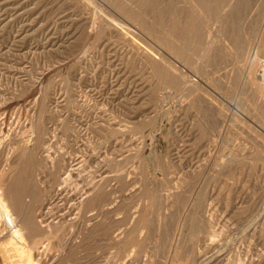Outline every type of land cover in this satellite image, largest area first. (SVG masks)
<instances>
[{"label": "rangeland", "instance_id": "1", "mask_svg": "<svg viewBox=\"0 0 264 264\" xmlns=\"http://www.w3.org/2000/svg\"><path fill=\"white\" fill-rule=\"evenodd\" d=\"M78 1L0 0V133L2 132L0 134V139L2 137L0 140V161L2 162H0V166L5 160V154L10 151V147L16 145L15 143L20 140L21 136L29 139L30 150L33 148L31 144L33 145L35 137L38 136L39 140L43 139L44 146L40 148L38 155H35V160H38L48 149H50L48 152L51 156H55L60 162L75 157L84 159L83 166L74 175L78 176L77 187L74 183L69 184L66 192L71 193L70 196L65 192L66 196L71 198L66 207L78 206V200H82L79 192L80 187L88 181L96 179V183L101 185L100 182L103 181L102 184H105L104 191H98L94 202L88 208L89 211L83 214L76 208L74 211H78V214L74 220H71L73 223L69 221L64 223L62 228L60 227L59 237H61L49 239L50 242L48 239L45 240L47 243L49 242L47 247H39L41 250L38 248V254H33L35 263L264 264V102L259 95L258 88L252 87L248 81L245 82L241 78L239 65L231 66L232 60L228 52L218 45L219 49L210 50L201 60V63L204 62L203 65L207 67H205L206 71L208 68L213 70L212 73L209 72V78L205 79L207 73L204 71L205 69H202L203 65L198 64L201 68L198 66L200 70L197 69L196 72L195 64L191 63L188 64L189 67L193 71L195 70V75L192 78L194 77L203 86L205 85L201 80L207 81L214 91L220 93L227 101L236 102L240 112L229 109L227 101H223L228 107L223 113H219L214 107L211 109L205 104V100L198 90L192 92L190 105L176 110L175 90L172 88L171 65H169L173 61V52L170 46L173 0H152L153 3L151 0H131V2L127 0L128 3L125 0H123L125 3L122 0ZM243 1L240 2L243 4ZM248 1V6L239 4L240 8L238 7L237 14L235 11L230 12V14L234 13L233 15L236 17L227 15L226 23H223V26L228 22L229 24L226 28L222 26L221 29L228 35L227 37L229 35L230 38L236 36L241 44V50H248L251 55L257 54L258 60H264V0ZM209 3L211 2H207L205 6H208ZM254 3H257L256 8ZM127 4L130 15L126 13L127 10L124 7ZM82 5L84 6L82 7ZM116 5L118 7L120 5L124 9L118 8ZM87 6L93 12L96 9V12L100 13L99 15L112 21L114 19L115 23H121L124 26V31L127 32L129 41L123 40L117 31L103 27V29H99L102 33L95 31L89 34L88 30L91 27L89 23L91 24L98 14L94 12V15ZM249 9H253L251 14L248 13ZM121 10H126L127 15ZM132 13L136 14L135 19ZM138 18L140 21L136 20ZM235 18H238V21ZM241 18L242 21L239 23ZM137 21L140 23L143 21L145 24L139 23L140 25H138ZM143 26L144 28H141ZM231 27L235 32L233 36H231ZM70 34L72 37H69ZM87 37L89 38L87 39ZM131 43L148 48L153 47V51L158 56L157 59H154L156 62L150 58H141L135 54L134 50L129 52L131 50L127 46L131 48ZM208 63L211 64L210 67L207 65ZM256 66H258L257 63ZM181 68L186 70L184 67ZM231 68L233 69L231 74L229 72L225 75L224 72ZM124 80L126 84H124ZM161 81L162 83H160ZM214 91L211 92L218 97ZM52 92L53 94H51ZM198 92L200 95H195ZM237 97L239 98L236 99ZM202 100L204 106L200 105ZM134 103L140 104L137 107V104L135 106ZM28 117L30 118L28 119ZM35 121L36 123H34ZM108 126L112 128L110 129ZM4 131L6 135L9 133L7 135L9 137L5 136ZM4 136L6 138H3ZM45 147L47 150L44 149ZM92 149L94 153H91ZM142 149H145L144 152ZM17 151L14 153L15 156L12 154L11 158L13 157L12 159L15 161L22 160V155H24L21 152L22 149ZM111 156L112 158H110ZM119 158H122V162ZM106 159H108L107 163H104ZM103 163L105 166H102ZM98 164L101 165L98 166ZM119 164L122 167H119ZM46 165L47 168H50L48 162ZM182 165L183 169L180 167ZM37 170L36 162L27 169V172L30 177L33 176L31 178L34 180L40 177L44 181L40 183L41 187L49 184L52 176L48 174V171L37 174ZM111 171L117 174L116 177L111 174ZM14 172L16 171L14 170ZM10 174L8 172L6 176ZM101 176L107 177L100 180ZM119 183L122 185L120 186ZM104 192L105 195H103ZM150 193L155 196L153 197L152 194V197L148 196ZM102 196L104 197L102 198ZM134 196L139 198V201ZM130 198L135 199L131 200ZM59 201L63 200H58L56 203L60 204ZM86 201L87 199H85ZM117 209L118 211H116ZM110 217L112 220L109 219ZM81 218L83 219L81 220ZM110 223H113L112 226ZM114 224L119 226V230L116 225L113 226ZM80 228L81 231H79ZM116 229L119 233L118 237L113 236V233L117 232ZM120 229L125 233H120ZM74 234L76 236H73ZM26 240L30 244L32 239ZM34 250L33 248V253ZM14 258L17 259L18 256ZM0 264H5L1 256Z\"/></svg>", "mask_w": 264, "mask_h": 264}, {"label": "bare ground", "instance_id": "2", "mask_svg": "<svg viewBox=\"0 0 264 264\" xmlns=\"http://www.w3.org/2000/svg\"><path fill=\"white\" fill-rule=\"evenodd\" d=\"M58 1V0H57ZM88 1V0H87ZM108 1V0H107ZM116 1V0H115ZM127 1V0H125ZM129 1V0H128ZM127 1V3H128ZM143 1V0H142ZM149 1V0H148ZM158 1V0H157ZM156 1V2H157ZM242 0H173V6H172V13H173V23H172V31H171V50L173 52L172 55V62L169 64L171 65V82L173 85V89L174 91V98H175V105H176V110H179L180 108L187 107L188 105H190L189 101L192 100L190 99V96L192 94V92L194 90H198L201 94V97L204 98L205 100V104H207L211 109H213V107L219 112V113H223L224 111H226V109L228 108L223 101H227L224 97H222V95L218 92H215L213 87L205 80H201V82L205 85H201L199 84V82L194 79V77L192 78L193 75H195L193 69H191V67H189L188 64H195L196 66V72L197 69L200 70V65H203L201 63L202 58L205 56L206 53H208L210 50L213 49H219L217 48L218 45L220 47H222L225 51L228 52V55L230 56V59L232 60L231 62V66H235V65H239V68L241 70L240 74H241V78H243V80L248 81L250 83V85L253 87L258 88L259 90V95L261 97V99L264 102V60L263 59H259L257 57V54L251 55L249 54L248 50H241V44L240 42L237 40L236 36L234 35V29L231 27L232 30V34L231 36H233L232 38L227 37L228 35H226L223 31L222 26L223 23L225 24V19L226 17H228L227 15L230 14L231 11H235L237 14V11H239L240 5L246 4V6H248L249 2L248 0H244L243 4L241 3ZM263 1V0H262ZM20 2V1H19ZM56 2V1H55ZM60 2V1H59ZM76 3V1H74ZM77 2H79L77 0ZM123 2V0H122ZM131 2V0H130ZM146 2V1H145ZM160 2V1H159ZM163 2V1H162ZM172 2V1H171ZM182 2V3H181ZM207 2H211L209 3L208 6H205V4ZM73 3V2H72ZM81 3V2H80ZM125 3V2H123ZM134 3V1H133ZM136 3V1H135ZM148 3V2H146ZM150 3V2H149ZM151 3L152 0H151ZM166 3V2H165ZM181 3V4H180ZM17 4V3H16ZM87 4V3H86ZM85 4V5H86ZM131 4V3H130ZM129 4V5H130ZM137 4V3H136ZM135 4V5H136ZM140 4V3H139ZM156 4V3H155ZM240 4V5H239ZM252 4V3H251ZM256 4V5H255ZM88 5V4H87ZM93 5V4H92ZM124 5V4H123ZM134 5V4H133ZM132 5V6H133ZM253 5H255V8L257 6V3H254ZM37 6V5H36ZM46 6V5H45ZM64 6V5H63ZM84 5H82L83 7ZM97 6V4H96ZM95 6V7H96ZM142 6V5H140ZM154 6V5H153ZM163 6V5H161ZM88 7V6H87ZM114 7V6H113ZM116 7H118V5H116ZM126 7V13L130 12L127 9L128 8V4ZM124 7H119L118 8H122L124 9ZM130 7V6H129ZM139 7V6H137ZM136 7V8H137ZM155 7V6H154ZM158 7V6H157ZM239 7V8H238ZM242 7V6H241ZM244 7V6H243ZM253 7V6H252ZM78 8V6H77ZM86 8V6H85ZM140 8V7H139ZM138 8V9H139ZM142 8V7H141ZM184 8V9H183ZM258 8H260V6L258 5ZM257 8V9H258ZM82 9V8H80ZM134 9V8H133ZM15 10V9H14ZM41 10V9H40ZM55 10V9H54ZM59 10V8H58ZM87 10V9H86ZM88 10H92L89 9ZM87 10V11H88ZM96 12V9H94ZM120 10V9H119ZM131 10V9H130ZM135 10V9H134ZM141 10V9H140ZM191 10V11H190ZM68 11V10H67ZM79 11V10H78ZM83 11V9H82ZM81 11V12H82ZM101 11V10H100ZM124 11V10H121ZM124 11V14H126ZM142 11V10H141ZM196 12V13H192V12ZM242 11V9H241ZM253 11V9H249L248 13L251 14ZM263 11V10H262ZM57 12V11H56ZM84 12V11H83ZM93 12V10H92ZM93 12V14H94ZM139 12V11H138ZM191 12V13H190ZM89 13V12H88ZM97 13V12H96ZM104 13V12H102ZM135 13V11H134ZM142 13V12H141ZM140 13V14H141ZM168 13V12H167ZM61 14V13H60ZM86 14V13H85ZM98 15L95 16V18L93 19V21L91 22V24L89 23V25L91 27L89 31V34L94 33L95 31H100V28H104V29H108V30H114L117 31V33L121 34L123 40L125 41H129V37H127V32L124 31V26L117 22H113L111 19H108L102 15H99L100 13H97ZM105 14V13H104ZM123 14V13H122ZM133 14V13H132ZM139 14V13H138ZM139 14V15H140ZM194 14V15H193ZM234 14V13H233ZM233 14H230L231 16ZM258 14V13H257ZM36 15V14H35ZM95 15V14H94ZM107 15V13H106ZM127 15V14H126ZM128 15V16H129ZM242 15V14H241ZM246 15V13H245ZM110 16V15H109ZM132 16V15H131ZM134 19L136 14L134 15ZM138 16V15H137ZM234 16V15H233ZM91 17V16H90ZM230 17V16H229ZM236 17V16H234ZM233 17V18H234ZM250 17V16H249ZM253 17V16H252ZM86 18H87V14H86ZM89 18V16H88ZM93 18V17H92ZM111 18V17H110ZM131 18V17H130ZM44 19V18H43ZM97 19V21H96ZM121 19V17H120ZM152 19V18H151ZM231 19V17H230ZM238 18H235V20ZM246 19V18H245ZM61 20V19H60ZM72 20V19H71ZM70 20V22H71ZM91 19L89 18V21ZM124 20V19H123ZM138 21V19H136ZM135 20V21H136ZM172 20V17H171ZM227 20V19H226ZM126 21V20H125ZM138 25L140 24H145L143 21L142 23L138 22ZM229 21V19H228ZM234 21V20H233ZM232 21V22H233ZM242 21H239V23ZM231 22V21H230ZM235 22V21H234ZM125 23V22H124ZM140 23V24H139ZM236 23V22H235ZM250 23V22H249ZM229 24V22L227 23ZM227 24L223 27L226 28ZM238 24V22H237ZM253 24V23H252ZM76 25V24H75ZM235 25V24H234ZM247 25V24H244ZM78 26V25H77ZM136 26V24H135ZM142 26V25H141ZM151 26V25H149ZM146 26V27H149ZM238 26V25H237ZM240 26V25H239ZM249 26V25H248ZM138 27V26H137ZM153 27V26H151ZM228 27H230L228 25ZM74 28V27H73ZM102 28V29H103ZM141 28H144L141 27ZM224 28V29H225ZM126 29V28H125ZM130 29V28H129ZM128 29V31H129ZM250 29V28H249ZM42 30V29H41ZM81 30V28H80ZM230 30V28H229ZM251 30V29H250ZM261 30V28H260ZM46 31V30H45ZM105 31V30H104ZM148 31V30H147ZM63 32V31H62ZM101 32V31H100ZM237 32V31H236ZM102 33V32H101ZM107 33V32H106ZM112 33V32H111ZM110 33V34H111ZM164 33V32H163ZM162 33V34H163ZM76 34V33H75ZM114 34V33H112ZM111 34V35H112ZM150 34V33H149ZM155 34V33H154ZM252 34V33H251ZM105 35V34H103ZM116 35V34H115ZM247 35V34H246ZM245 35V36H246ZM102 36V35H101ZM110 36V35H109ZM108 36V37H109ZM248 36V35H247ZM69 37H72V35L70 34ZM85 37V36H84ZM91 38V36H89ZM87 37V39L89 38ZM100 37V36H99ZM106 37V36H104ZM119 37V36H118ZM166 36H164L165 38ZM254 37V36H253ZM24 38V37H23ZM86 38V37H85ZM101 38V37H100ZM103 38V37H102ZM121 39V37H119ZM168 38V37H167ZM48 39V38H47ZM80 39V38H79ZM105 39V38H104ZM116 39V38H115ZM166 39V38H165ZM258 39V38H257ZM83 40V39H82ZM90 40V39H89ZM88 40V41H89ZM106 40V39H105ZM117 40V39H116ZM87 41V40H86ZM87 41V42H88ZM257 41V40H256ZM72 42V41H71ZM91 42V41H90ZM110 42V41H109ZM106 43V42H105ZM128 44V42H125ZM130 43V42H129ZM21 44V43H20ZM75 44V43H74ZM77 44V43H76ZM79 44V42H78ZM83 44L84 41H83ZM258 44V43H257ZM111 45V44H110ZM164 45V44H163ZM81 46V45H80ZM83 46V45H82ZM131 48H129L127 46L128 49H130L132 52V50L135 51V54L141 56V58H145V59H157L158 56L156 55V52L153 51V47L152 48H148V47H144L140 44H136V43H131ZM216 46V48H215ZM255 46V45H254ZM52 47V46H51ZM74 47V46H73ZM78 47V46H77ZM85 47V46H84ZM88 47V46H87ZM90 47V45H89ZM108 47V46H107ZM164 47V46H163ZM260 47V46H259ZM83 49V47H82ZM85 49V48H84ZM167 49V48H166ZM79 50V49H78ZM77 50V51H78ZM81 50V48H80ZM79 50V51H80ZM221 50V49H220ZM73 51V50H72ZM128 51V50H126ZM125 51V52H126ZM219 51V50H218ZM222 51V50H221ZM259 51V50H258ZM261 51V50H260ZM2 52V51H1ZM124 52V53H125ZM224 52V51H222ZM252 52V51H251ZM79 53V52H78ZM77 53V55H78ZM87 53V52H86ZM113 53V52H112ZM159 53V52H158ZM76 54V51H75ZM82 54V53H81ZM80 54V57H81ZM115 54V53H114ZM216 54V53H215ZM133 55V53H132ZM210 55V54H209ZM259 55V54H258ZM169 56V55H168ZM211 56V55H210ZM209 56V57H210ZM79 57V56H78ZM134 57V56H133ZM138 57V56H137ZM161 57V56H160ZM159 57V58H160ZM132 58V57H131ZM139 58V57H138ZM140 58V59H141ZM224 58V57H223ZM79 60V59H78ZM228 60V59H227ZM226 60V61H227ZM155 61V60H154ZM218 61V60H217ZM229 61V60H228ZM122 62V61H121ZM125 62V61H124ZM147 62V61H146ZM156 62V61H155ZM158 62V61H157ZM206 62V61H205ZM230 62V61H229ZM129 63V62H128ZM166 63V62H165ZM168 63V62H167ZM166 63V64H167ZM217 63V62H216ZM222 63V62H221ZM256 63L258 64V66H256ZM158 64V63H156ZM165 64V65H166ZM225 64V63H224ZM222 64V65H224ZM229 64V63H228ZM155 65V63H154ZM209 65V63L207 64ZM217 65V64H216ZM220 65V66H222ZM125 66V65H124ZM127 66V65H126ZM152 66V65H151ZM167 66V65H166ZM200 68H199V67ZM211 66V64L209 65V67ZM225 66V65H224ZM181 67H184L186 70H182ZM205 69L204 71H206V65H203ZM206 67V68H205ZM218 67V65H217ZM227 67V66H225ZM232 67V68H233ZM221 68V67H219ZM223 68V66H222ZM221 68V70H222ZM227 70L225 73L228 74L230 72H232L233 69ZM126 69V68H125ZM169 69V70H170ZM195 69V68H194ZM201 69V70H202ZM217 69V68H216ZM226 69V68H225ZM128 70V68H127ZM220 70V69H219ZM216 70V71H219ZM125 71V70H124ZM133 71V70H132ZM203 71V70H202ZM54 72V71H53ZM201 72V71H200ZM212 73L213 70H209V68L207 69L206 73L207 76L205 77V79L207 80L209 78L208 74ZM130 73V72H129ZM168 73V72H167ZM223 73V72H222ZM80 74V73H79ZM210 75V74H209ZM216 75V74H215ZM63 76V75H62ZM117 76V75H116ZM123 76V75H122ZM12 77V76H11ZM35 77V76H34ZM41 77V76H40ZM125 77V76H124ZM135 77V76H134ZM196 77V76H195ZM153 78V77H152ZM40 79V78H39ZM38 79V80H39ZM101 79V78H100ZM119 79V78H118ZM154 79V78H153ZM230 79V78H229ZM50 80V79H49ZM127 80V79H126ZM155 80V79H154ZM164 80V78H163ZM166 80V79H165ZM225 80V79H224ZM233 80V79H232ZM222 81V80H219ZM228 81V80H227ZM234 81V80H233ZM127 82V81H126ZM35 83V82H34ZM118 83V82H117ZM162 83V81L160 82ZM225 83V82H224ZM228 83V82H227ZM36 84V83H35ZM34 84V85H35ZM124 84L125 80H124ZM223 84V82H222ZM15 85V84H14ZM116 85V84H115ZM235 85V83H234ZM146 86V85H145ZM161 86V85H160ZM34 87V86H33ZM32 87V88H33ZM49 87V86H48ZM51 87V86H50ZM142 88V87H141ZM227 88V86H226ZM240 88V86H239ZM89 89V88H88ZM148 89V88H147ZM156 89V88H155ZM224 89V88H223ZM36 90V89H35ZM132 90V89H131ZM87 91V90H86ZM129 91V90H128ZM142 91V90H141ZM214 91L215 94L218 97H221L220 99L216 96H214V94L211 92ZM226 91V90H225ZM35 92V91H34ZM76 92V91H75ZM78 92V91H77ZM83 92V91H82ZM145 92V91H144ZM147 92V91H146ZM164 92V91H163ZM198 92V94L195 95H200ZM242 92V91H241ZM29 93V92H28ZM79 93V92H78ZM94 93V92H93ZM137 93V92H136ZM149 93V92H148ZM196 93V92H195ZM53 94V92L51 93ZM55 94V93H54ZM83 94V93H82ZM87 95V93H85ZM84 94V95H85ZM89 94V93H88ZM126 94V93H125ZM34 95V94H33ZM50 95V94H49ZM194 95V96H195ZM228 95V94H227ZM13 96V95H12ZM52 96V95H50ZM61 96V95H60ZM124 96V95H123ZM31 97V96H30ZM73 97V96H72ZM77 97V96H76ZM79 97V96H78ZM128 97V96H127ZM126 97V98H127ZM196 97V96H195ZM199 97V96H197ZM34 98V97H33ZM86 98V97H85ZM125 98V100H126ZM140 98V97H139ZM239 97H237L236 99H238ZM14 99V98H13ZM51 99V98H50ZM57 99V98H56ZM88 99V98H87ZM124 99V98H123ZM141 99V98H140ZM155 99V98H154ZM247 99V98H246ZM19 100V99H18ZM34 101V99H32ZM64 100V99H63ZM199 100V99H198ZM197 100V101H198ZM244 100V99H243ZM240 100V101H243ZM6 101V100H5ZM36 101V100H35ZM89 101V100H88ZM87 101V102H88ZM93 101V100H92ZM138 101V98H137ZM140 101V100H139ZM236 101V100H235ZM249 101V100H248ZM9 102V101H8ZM49 102V100H48ZM84 102V101H83ZM86 102V101H85ZM94 102V101H93ZM136 102V101H135ZM3 103H4V99H3ZM10 103V102H9ZM8 103V104H9ZM33 102H31L32 104ZM77 103V102H76ZM79 103V102H78ZM89 103V102H88ZM87 103V104H88ZM227 103L229 104V109L231 108L232 110H234L235 112H240V109L238 108V105L236 102H232V101H227ZM246 103V102H245ZM250 103V102H249ZM73 104V103H72ZM86 104V103H85ZM135 104V103H134ZM133 104V105H134ZM137 104V103H136ZM135 104V106H136ZM140 104V103H138ZM137 104V107H138ZM203 104V100L202 103H200V105L202 106ZM33 105V104H32ZM80 105V104H79ZM125 105V104H124ZM143 105V104H142ZM193 105V103H192ZM206 105V106H207ZM253 105V104H252ZM24 106V105H23ZM34 106V105H33ZM95 106V105H94ZM149 106V105H148ZM204 106V104H203ZM207 106V107H208ZM19 107V106H18ZM17 107V108H18ZM81 107V106H80ZM88 107V106H87ZM91 107V106H90ZM246 107V106H245ZM244 107V109H245ZM6 108V107H5ZM79 108V107H78ZM132 108V106H131ZM135 108V107H134ZM152 108V107H151ZM191 108V107H190ZM202 109H207L206 107H201ZM148 109V108H147ZM189 109V108H188ZM252 109V107H251ZM17 110V109H16ZM83 110V109H82ZM96 110V109H95ZM138 110V109H137ZM187 110V109H186ZM243 110V109H242ZM2 111V110H1ZM46 111V110H45ZM141 111V110H140ZM167 111V110H166ZM197 111V110H196ZM195 111V112H196ZM199 111V110H198ZM202 111V110H201ZM210 111V109H209ZM5 112V110H4ZM76 112V111H75ZM87 112V111H85ZM84 112V113H85ZM89 112V111H88ZM93 112V110H92ZM216 111H214L215 113ZM228 112V111H227ZM252 112V111H251ZM32 113V112H31ZM83 113V112H82ZM106 113V112H105ZM133 113V112H132ZM139 113V112H138ZM142 113V112H141ZM3 114V113H2ZM78 114H80L78 112ZM136 114V113H135ZM134 114V116H135ZM140 114V113H139ZM148 114V113H147ZM150 114V113H149ZM154 114V113H152ZM216 114V113H215ZM227 114V113H226ZM10 115V114H9ZM8 115V116H9ZM68 115V114H66ZM81 115V114H80ZM101 115V114H100ZM107 115V114H106ZM230 115V114H229ZM5 116V115H4ZM11 116V115H10ZM42 116V115H41ZM77 116V115H76ZM112 116V115H111ZM160 116V115H159ZM197 116V115H196ZM227 116V115H226ZM92 117V116H91ZM115 117V116H114ZM113 117V118H114ZM129 117V116H128ZM127 117V118H128ZM132 117V116H131ZM136 117V116H135ZM30 117H28L29 119ZM88 118V117H87ZM126 118V117H125ZM133 118V117H132ZM131 118V119H132ZM137 118V117H136ZM207 118V117H206ZM80 119V118H79ZM78 119V120H79ZM98 119V118H97ZM121 119V118H120ZM131 119H129L131 121ZM134 119V118H133ZM132 119V120H133ZM152 119V118H151ZM200 119V118H199ZM198 119V120H199ZM215 119V118H214ZM213 119V121H214ZM20 120V119H19ZM35 120V119H34ZM48 120V119H47ZM71 120V119H70ZM74 120V119H72ZM100 120V119H99ZM103 120V119H102ZM108 120V119H107ZM116 120V119H115ZM127 120V119H126ZM135 120V119H134ZM133 120V121H134ZM217 120V119H215ZM6 121V119H5ZM4 121V122H5ZM31 121V119H30ZM37 121V120H36ZM36 121L34 123H36ZM97 121V120H96ZM129 121V122H130ZM132 121V122H133ZM3 122V121H2ZM1 122V123H2ZM88 122V121H87ZM86 122V123H87ZM98 122V121H97ZM128 122V121H127ZM200 122V121H199ZM219 122V121H218ZM6 123V122H5ZM31 123V122H30ZM83 123V122H82ZM124 123V122H123ZM182 123V122H181ZM73 124V123H72ZM111 124V123H110ZM118 124V121H117ZM213 124V123H212ZM37 125V124H36ZM99 125V124H97ZM119 125V124H118ZM122 125V124H121ZM187 125V124H186ZM261 125V124H260ZM13 126V125H12ZM41 126V125H40ZM85 126V125H83ZM136 126V125H135ZM179 126V125H177ZM18 127V126H17ZM119 127V126H118ZM137 127V126H136ZM135 127V128H136ZM188 127V126H187ZM219 127V126H218ZM1 128V127H0ZM9 128V127H8ZM20 128V127H19ZM41 128V127H40ZM108 128H112L109 127ZM126 128V127H125ZM131 128V127H130ZM183 128V127H182ZM185 128V127H184ZM201 128V127H200ZM229 128V127H228ZM31 129V128H30ZM119 129V128H118ZM123 129V128H122ZM193 129V128H192ZM205 129V128H204ZM249 129V127H248ZM21 130V129H20ZM34 130V129H33ZM44 130V129H43ZM100 130V129H99ZM121 130V129H120ZM191 130V129H190ZM203 130V129H202ZM1 131V130H0ZM13 131V130H12ZM19 131V130H18ZM27 131V130H26ZM29 131V130H28ZM82 131V130H81ZM128 131V130H127ZM175 131V130H174ZM184 131V130H183ZM9 132V130H8ZM11 132V131H10ZM105 132V131H104ZM123 132V131H122ZM146 132V131H145ZM193 132V131H192ZM2 133V132H1ZM0 133V134H1ZM5 133V131H4ZM42 133V132H41ZM150 133V132H149ZM212 133V132H211ZM29 134V133H28ZM137 134V133H136ZM190 134V133H189ZM9 135V133L7 134ZM5 133L6 137L7 136ZM21 135V134H20ZM18 135V136H20ZM31 135H33L31 133ZM35 135V134H34ZM90 135V134H89ZM130 135V134H129ZM138 135V134H137ZM136 135V136H137ZM150 135V134H149ZM198 135V134H197ZM219 135V134H218ZM3 138H6V137ZM17 136V135H16ZM24 136V135H23ZM43 136V135H42ZM121 136V135H120ZM124 136V135H123ZM139 136V135H138ZM142 136V135H141ZM180 136V134H179ZM195 136V135H194ZM193 136V137H194ZM212 136V135H210ZM30 137V135H29ZM44 137V136H43ZM116 137V136H115ZM118 137V136H117ZM140 137V136H139ZM151 137V136H150ZM213 137V136H212ZM228 137V136H227ZM51 138V137H50ZM125 138V137H124ZM2 139V137H1ZM0 139V140H1ZM10 139V138H9ZM19 139V138H18ZM31 139V138H30ZM121 139V138H119ZM135 139V138H134ZM210 139V138H209ZM208 139V141H210ZM5 140V139H4ZM29 140V139H28ZM28 140L25 139L24 137H20V140L15 143V146H12V148L10 147V151H8L6 155V157L4 158L5 160H3V164L2 166H0V256L1 259L3 260V262L5 264H36L34 259H33V254H38L39 249L42 247H47L48 243L50 242L49 239H55L57 237H59V229L60 227L62 228L63 225H65L64 223H67L71 220H74V218L76 217V215L78 214V211H74L76 208H78L79 212H83L86 213L87 211H89V206L94 202L95 200V196H97L98 191L103 190L104 191V186L105 184H98L95 182V180H90L87 183L83 184L80 187V195L82 196L81 199L82 200H78V206L76 205H70L66 207V204L68 202L69 199L68 196H66L65 192L68 189L69 184H75V186L77 187L78 185V176L75 177L74 175H76V172L79 171L80 167L83 166V162L84 159L83 157L79 158L75 157L72 158L68 161H62L60 162L58 159L51 156V154L48 152V150L50 149H46V147L44 148L45 150H47L46 153H44L38 160H35V155L37 153H39L40 148H42L44 145V141L39 140L38 136L35 137V142L33 141V145L31 144V147L33 146V148L30 150L28 147ZM32 140V139H31ZM145 140V139H144ZM151 140V139H150ZM200 140V139H199ZM250 140V139H249ZM256 140V139H255ZM263 140V139H262ZM8 141V140H7ZM110 141V140H109ZM119 141V140H118ZM121 141V140H120ZM206 141V140H205ZM11 142V141H10ZM16 142V141H15ZM30 142V141H29ZM52 142V141H51ZM123 142V141H121ZM46 143V142H45ZM106 143V142H105ZM186 143V142H185ZM211 143V142H210ZM8 144V143H7ZM72 144V143H71ZM112 144V143H111ZM14 145V144H13ZM30 145V144H29ZM52 145V144H51ZM118 145V143H117ZM209 145V143H208ZM214 145V144H213ZM48 146V145H46ZM50 146V145H49ZM54 146V145H53ZM106 146V144H105ZM75 147V145H74ZM84 147V146H83ZM91 147V146H90ZM118 147V146H117ZM243 147V146H242ZM77 148V147H76ZM86 148V147H85ZM107 148V147H106ZM144 148V146H143ZM151 148V147H150ZM247 148V147H246ZM253 148V147H252ZM22 149L21 152H23L24 155L22 160L19 161H15V159H12L11 156L14 155L15 152H18L17 150ZM52 149V148H51ZM110 149V148H109ZM141 149V147H140ZM9 150V149H8ZM97 150V148H96ZM119 150V149H118ZM139 150V148H138ZM143 150V149H142ZM145 150V149H144ZM143 150V152H144ZM30 151V152H29ZM53 151V150H52ZM69 151V150H68ZM67 151V152H68ZM88 151V150H87ZM93 151V149L91 150ZM90 151V152H91ZM104 151V150H103ZM29 152V153H28ZM45 152V151H44ZM105 152V151H104ZM130 152V151H129ZM252 152V151H251ZM26 153V154H25ZM91 153H94L91 152ZM90 153V154H91ZM96 153V152H95ZM99 153V152H98ZM97 153V154H98ZM101 153V152H100ZM116 153V151H115ZM118 153V152H117ZM126 153V152H125ZM142 153V152H141ZM255 153V152H254ZM13 154V155H12ZM108 154V153H107ZM106 154V155H107ZM114 154V153H113ZM4 155V154H3ZM18 155V154H17ZM16 155V156H17ZM38 155V154H37ZM54 155V154H53ZM105 155V154H104ZM115 155V154H114ZM117 155V154H116ZM126 155V154H125ZM141 155V154H140ZM143 155V154H142ZM15 156V155H14ZM102 156V155H101ZM120 156V155H119ZM118 156V157H119ZM122 156V155H121ZM128 156V155H126ZM57 157V156H56ZM66 157V156H65ZM107 157V156H105ZM140 157V156H139ZM211 157V156H210ZM1 158V157H0ZM97 158V157H96ZM102 158V157H101ZM100 158V159H101ZM112 158V156L110 157ZM108 158V159H110ZM116 158V157H115ZM114 158V159H115ZM17 159V158H16ZM104 163H107V160ZM120 160L122 158H119ZM88 160V159H87ZM102 160V159H101ZM105 161V159H103ZM117 160V159H116ZM86 161V160H85ZM119 161V160H118ZM230 161V160H228ZM1 162V161H0ZM37 162V174L40 173H46L48 171V174L50 176H52L50 178V183L47 184L46 186L41 187L40 183H43L44 181L39 177L38 179L34 180L33 176L30 177V175L27 172V169L29 167H32L34 164H36ZM50 164V168H47L48 166L46 165V163ZM87 162V161H86ZM85 162V163H86ZM114 163V161H111ZM122 162V160L120 161ZM141 162V161H140ZM2 163V162H1ZM103 163L102 166H105ZM116 163V162H115ZM234 163V162H233ZM122 164V163H121ZM127 164V163H126ZM124 164V165H126ZM132 164V163H131ZM101 164H98V166ZM117 165V163H116ZM139 165V164H138ZM101 166V168H102ZM128 166V165H127ZM192 166V165H191ZM119 167L120 166L119 164ZM118 167V168H119ZM126 167V166H125ZM131 167V166H129ZM181 168L183 167L180 166ZM109 168V167H108ZM115 168V167H114ZM124 168V167H123ZM127 168V167H126ZM224 168V167H223ZM11 169V170H10ZM98 169V167H97ZM104 169V168H103ZM109 169H112L111 167ZM108 169V170H109ZM183 169V168H182ZM191 169V168H190ZM203 169V168H202ZM13 170V172L11 173V171ZM14 170L16 172H14ZM31 170V168H30ZM101 170V169H100ZM105 170V169H104ZM107 170V171H108ZM126 170V169H124ZM131 170V169H130ZM139 170V169H138ZM159 170V169H158ZM163 170V168H162ZM161 170V171H162ZM165 170V169H164ZM94 171V170H93ZM102 171V170H101ZM106 171V172H107ZM132 171V170H131ZM150 171V170H149ZM9 172L10 175L6 176V174ZM30 172V171H29ZM124 172V171H123ZM32 173V172H31ZM96 173V172H95ZM100 173V172H99ZM102 173V172H101ZM105 173V172H104ZM103 173V174H104ZM155 173V172H154ZM153 173V175H154ZM233 173V172H232ZM91 174V173H90ZM106 174V173H105ZM111 174L112 173L111 171ZM100 175V174H99ZM110 175V174H109ZM108 175V176H109ZM115 177L117 174H114ZM210 175V173H209ZM41 176V175H39ZM141 176V175H140ZM168 176V175H167ZM107 177V176H106ZM105 176H101L100 180L106 179ZM119 177V176H118ZM205 177V176H204ZM203 177V179H205ZM212 177V176H211ZM96 178V177H95ZM114 178V177H113ZM123 178V177H122ZM121 178V179H122ZM156 178H158L156 176ZM164 178V177H163ZM162 178V179H163ZM120 179V180H121ZM124 179V178H123ZM131 179V178H130ZM112 181L114 179H111ZM116 180V178H115ZM141 180V179H140ZM169 180V179H168ZM106 181V180H105ZM110 181V180H109ZM151 181V180H150ZM139 182V181H138ZM157 182V181H156ZM122 183V182H121ZM124 183V182H123ZM150 183V182H149ZM155 183V182H153ZM164 183V182H163ZM167 183V182H166ZM118 184V183H117ZM139 184V183H137ZM168 184V183H167ZM166 184V185H167ZM111 185V184H110ZM114 185V184H113ZM120 185V183H119ZM122 185V184H121ZM120 185V186H121ZM135 185V184H134ZM141 185V184H140ZM165 185V186H166ZM169 185V184H168ZM74 186V185H73ZM72 186V187H73ZM138 186V185H136ZM164 186V185H163ZM164 186V187H165ZM184 186V185H183ZM193 186V185H192ZM197 186V185H196ZM169 187V186H168ZM70 188V187H69ZM75 188V187H74ZM73 188V189H74ZM117 188V187H116ZM154 188V187H153ZM189 188V187H188ZM72 189V188H71ZM76 189V188H75ZM74 189V190H75ZM115 189V188H114ZM137 189V188H136ZM135 189V190H136ZM192 189V188H191ZM124 190V189H123ZM170 190V189H169ZM107 191V190H106ZM152 191V190H150ZM149 191V192H150ZM102 192V191H101ZM110 192V191H109ZM117 192V191H116ZM115 192V193H116ZM125 192V191H124ZM137 192V191H135ZM148 192V190H147ZM191 192V191H190ZM49 193V194H48ZM67 193V192H66ZM74 193V192H73ZM113 193V192H112ZM111 193V194H112ZM129 193V192H128ZM133 193V192H132ZM143 193V192H142ZM68 194V193H67ZM71 194V193H70ZM70 194H68L70 196ZM147 194V193H146ZM152 193L148 194V196H151ZM160 194V193H158ZM187 194V193H186ZM102 195V194H101ZM103 195H105V192L103 193ZM114 195V194H113ZM116 195V194H115ZM114 195V196H115ZM126 195V194H125ZM130 195V194H129ZM144 195V194H143ZM163 195V194H162ZM205 195V194H204ZM85 196V199H87V201L85 202V199H83V197ZM100 196V195H99ZM118 196V195H117ZM121 196V195H120ZM153 196V194H152ZM151 196V197H152ZM155 196V195H154ZM153 196V197H154ZM72 197V196H71ZM80 197V196H79ZM104 196H102L103 198ZM136 198V196H134ZM150 197V198H151ZM77 198V197H76ZM99 198V197H98ZM117 198V197H116ZM115 198V199H116ZM134 198V199H135ZM149 198V200H151ZM173 198V197H172ZM110 199V198H109ZM108 199V200H109ZM118 199V198H117ZM116 199V200H117ZM126 199V198H125ZM131 199V198H130ZM133 198L131 200H134ZM139 198H136V200H138ZM154 200V198H152ZM58 200H63L62 202L59 201L60 204L56 203ZM84 200V201H83ZM104 200V199H103ZM102 200V201H103ZM120 200V198L118 199ZM203 200V199H202ZM75 201V200H74ZM124 201V200H122ZM139 201V200H138ZM148 201V200H147ZM152 201V200H151ZM107 202V201H106ZM112 202V201H111ZM116 202V201H115ZM129 202V201H127ZM99 203L101 204V201H99ZM104 203V202H103ZM133 203V202H132ZM150 203V201H149ZM192 203V202H191ZM190 203V204H191ZM70 204V203H69ZM68 204V205H69ZM74 204V203H73ZM77 204V203H76ZM106 204V203H104ZM103 204V205H104ZM111 204V203H110ZM113 204V203H112ZM123 204V203H122ZM125 204V202H124ZM135 204V203H134ZM138 204V203H137ZM96 205V204H95ZM115 205V203L113 204ZM119 205V204H116ZM127 205V203H126ZM130 205V204H129ZM107 206V205H106ZM112 206V205H111ZM128 206V205H127ZM137 206V205H136ZM188 206V205H187ZM204 206V205H203ZM101 207V206H100ZM105 207V206H104ZM110 207V206H109ZM120 208V206H118ZM129 207V206H128ZM131 207V206H130ZM114 208V207H113ZM133 208V207H132ZM97 209V206H96ZM101 209V208H100ZM108 209V208H107ZM254 210V209H253ZM109 211V210H108ZM118 211V209L116 210ZM96 212V211H95ZM105 212V210H104ZM99 213V212H98ZM97 213V214H98ZM108 213V212H107ZM106 213V214H107ZM111 213V212H110ZM116 213V212H115ZM114 213V214H115ZM140 213V212H138ZM88 214V213H87ZM96 214V213H94ZM100 214V213H99ZM105 214V213H104ZM136 214V213H135ZM113 215V214H112ZM99 216V215H98ZM101 216V215H100ZM103 216V215H102ZM114 216V215H113ZM170 216V215H169ZM203 216V215H202ZM105 217V216H104ZM106 217H108L106 215ZM116 217V216H115ZM114 217V219H115ZM264 217V216H263ZM113 218V217H112ZM148 218V217H147ZM77 219V218H76ZM83 218H81L82 220ZM111 219V217L109 218ZM260 219V218H259ZM112 220V219H111ZM76 221V220H75ZM84 221V220H83ZM115 221V220H114ZM119 224H120V219L118 220ZM123 221V220H122ZM199 221V220H198ZM72 222V221H71ZM111 222V221H109ZM116 222V221H115ZM125 222V221H124ZM152 222V221H151ZM73 223V222H72ZM105 223V222H104ZM107 223V222H106ZM150 223V222H149ZM179 223V222H178ZM113 223H110V225ZM117 224V223H116ZM114 224L113 226L115 227ZM72 225V224H71ZM105 225V224H104ZM118 225V224H117ZM116 225V227H117ZM121 225V224H120ZM112 226V225H111ZM160 226V225H159ZM178 226V225H177ZM65 227V226H64ZM79 227V225H78ZM119 227V226H118ZM117 227V228H118ZM71 228V227H70ZM77 228V227H74ZM84 228V225L82 227V229ZM94 228V227H93ZM139 228V227H138ZM137 228V229H138ZM90 229V228H89ZM126 229V228H125ZM163 229V228H162ZM77 230V229H76ZM109 230V229H108ZM117 230V229H116ZM119 230V228H118ZM117 232L113 233V236H117L119 235ZM121 230V229H120ZM70 231V230H69ZM68 231V232H69ZM74 231V230H73ZM81 231V228L80 230ZM87 231V230H86ZM138 231V230H136ZM72 232V231H71ZM92 232V231H91ZM124 232V231H123ZM122 230L120 233H123ZM160 232V231H159ZM201 232V231H200ZM63 233V232H62ZM75 233V232H74ZM88 233V231H87ZM90 233V232H89ZM106 233V232H105ZM125 233V232H124ZM69 234V233H68ZM66 234V235H68ZM71 234V233H70ZM76 234V233H75ZM73 236H76V235ZM108 234V233H107ZM127 234V233H126ZM131 234V233H130ZM133 234V233H132ZM61 235V234H60ZM111 235V233H110ZM135 235V234H134ZM138 235V234H137ZM136 235V236H137ZM87 236V235H86ZM128 236V235H127ZM61 237V236H60ZM59 237V238H60ZM65 237V236H64ZM118 237V236H117ZM125 237V235H124ZM139 237V236H138ZM149 237V236H148ZM68 238V237H67ZM72 238V237H71ZM79 238V237H78ZM83 238V237H82ZM120 238V237H119ZM129 238V237H128ZM133 238V237H130ZM135 238V237H134ZM174 238V237H173ZM3 239V240H2ZM26 239H32L31 243L28 244V241ZM38 239H43V240H38ZM46 239H48V243L47 241H45ZM70 239V236H69ZM76 239V238H75ZM114 239V238H112ZM122 239V238H121ZM141 239V238H139ZM138 239V240H139ZM102 240V239H101ZM124 240V239H123ZM174 240V239H173ZM79 241V240H78ZM133 241V240H132ZM166 241V240H165ZM84 242V241H83ZM161 242V241H160ZM163 242V241H162ZM168 242V241H167ZM209 242V241H208ZM75 243V242H74ZM96 243V242H94ZM124 243V242H123ZM193 243V241H192ZM195 243V242H194ZM65 244V243H64ZM100 244V243H99ZM151 244V243H150ZM60 245H62L60 243ZM208 245V244H207ZM56 246V245H55ZM65 246V245H64ZM69 246V245H68ZM80 246V245H79ZM106 246V245H105ZM171 246V245H170ZM40 247V248H39ZM102 247V246H101ZM159 247V246H158ZM214 247V246H213ZM212 247V248H213ZM34 250V253L32 252V249ZM39 248V249H38ZM63 248V247H62ZM77 248V247H76ZM100 248V247H99ZM67 249V248H66ZM106 249V248H105ZM155 249V248H154ZM201 249V248H200ZM41 250V249H40ZM49 251V250H48ZM66 251V250H65ZM50 252V251H49ZM68 252V251H67ZM78 252V251H76ZM75 252V254H76ZM170 252V251H169ZM56 253V252H55ZM58 253V252H57ZM173 253V252H172ZM60 254V253H58ZM66 256V253H64ZM63 254V255H64ZM69 254V253H68ZM52 255V254H51ZM196 255V254H195ZM15 256H18V258H14ZM39 256V255H37ZM36 256V257H37ZM54 256V255H53ZM57 256V255H56ZM197 256V255H196ZM35 257V256H34ZM52 257V256H51ZM55 257V256H54ZM59 257V256H58ZM57 257V258H58ZM53 258V257H52ZM60 258V257H59ZM216 258V257H215ZM51 259V258H50ZM48 260V259H47ZM57 260V259H56ZM61 260V259H60ZM166 260V259H165ZM63 261V260H62ZM71 261V260H70ZM75 261V260H74ZM155 261V260H154ZM199 261V259H198ZM44 262V261H43ZM55 262V261H54ZM160 262V261H159ZM47 263V262H46ZM49 263V260H48ZM151 263V262H150ZM158 263V262H157ZM197 263V262H196ZM203 263V262H202ZM254 263V262H253ZM45 264V263H44ZM137 264V263H136Z\"/></svg>", "mask_w": 264, "mask_h": 264}]
</instances>
